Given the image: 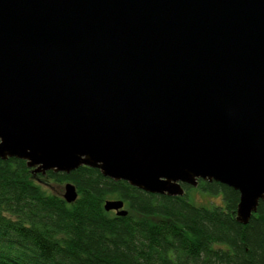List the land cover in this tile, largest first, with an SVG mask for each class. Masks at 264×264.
I'll return each instance as SVG.
<instances>
[{
	"label": "water",
	"instance_id": "obj_1",
	"mask_svg": "<svg viewBox=\"0 0 264 264\" xmlns=\"http://www.w3.org/2000/svg\"><path fill=\"white\" fill-rule=\"evenodd\" d=\"M10 158L170 197L217 182L247 225L264 202V0H0Z\"/></svg>",
	"mask_w": 264,
	"mask_h": 264
},
{
	"label": "trees",
	"instance_id": "obj_2",
	"mask_svg": "<svg viewBox=\"0 0 264 264\" xmlns=\"http://www.w3.org/2000/svg\"><path fill=\"white\" fill-rule=\"evenodd\" d=\"M24 160L0 159V264H264V202L247 225L237 220L239 192L199 181L222 205H197L191 191L170 197L146 193L124 181L80 167L47 172L72 183L68 204L32 180ZM122 200L128 215L105 210Z\"/></svg>",
	"mask_w": 264,
	"mask_h": 264
},
{
	"label": "rangeland",
	"instance_id": "obj_3",
	"mask_svg": "<svg viewBox=\"0 0 264 264\" xmlns=\"http://www.w3.org/2000/svg\"><path fill=\"white\" fill-rule=\"evenodd\" d=\"M32 180L46 189L51 195H56L63 198L66 192V184L67 183H57L53 180L47 178V176H40L39 174L32 175ZM194 202L197 205L202 206H216L223 204V198L221 195H211L208 193L201 192L198 188H195L193 191L190 192ZM126 208V207H125ZM125 210V209H124ZM116 212V211H114ZM117 213V212H116Z\"/></svg>",
	"mask_w": 264,
	"mask_h": 264
},
{
	"label": "flooded vegetation",
	"instance_id": "obj_4",
	"mask_svg": "<svg viewBox=\"0 0 264 264\" xmlns=\"http://www.w3.org/2000/svg\"><path fill=\"white\" fill-rule=\"evenodd\" d=\"M187 186V185H186ZM190 187V186H189ZM185 192H186V190H185ZM186 194V193H185ZM113 201H116V200H113ZM124 209L125 210H127L126 208H125V203H124ZM112 212H114V211H112ZM114 213H116V212H114ZM117 214V213H116Z\"/></svg>",
	"mask_w": 264,
	"mask_h": 264
}]
</instances>
